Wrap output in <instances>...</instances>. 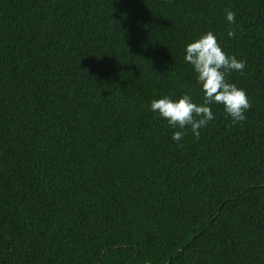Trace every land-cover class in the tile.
Masks as SVG:
<instances>
[{"label":"trees","instance_id":"16d2710c","mask_svg":"<svg viewBox=\"0 0 264 264\" xmlns=\"http://www.w3.org/2000/svg\"><path fill=\"white\" fill-rule=\"evenodd\" d=\"M208 30L251 106L177 146ZM0 264H264V0H0Z\"/></svg>","mask_w":264,"mask_h":264},{"label":"clouds","instance_id":"9594fccd","mask_svg":"<svg viewBox=\"0 0 264 264\" xmlns=\"http://www.w3.org/2000/svg\"><path fill=\"white\" fill-rule=\"evenodd\" d=\"M225 19L229 24L235 23V12L227 10ZM234 35L235 31L230 28L227 36L232 38ZM182 51L183 60L195 73L201 100L194 101L184 92L175 98L160 95L148 103L149 110L173 129L171 139L177 146H182L181 141L188 131L195 139L200 138L201 130L216 118L213 105H220L233 124L246 120L245 113L251 106L245 90L226 78L232 71L243 72L244 59L226 53L211 30L187 42Z\"/></svg>","mask_w":264,"mask_h":264}]
</instances>
